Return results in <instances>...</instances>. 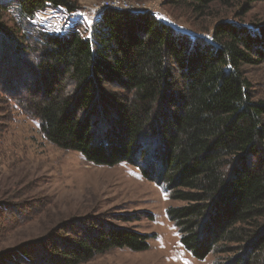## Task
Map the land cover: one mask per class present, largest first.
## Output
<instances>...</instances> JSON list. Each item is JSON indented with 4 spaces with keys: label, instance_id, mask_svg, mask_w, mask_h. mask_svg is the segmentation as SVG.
<instances>
[{
    "label": "trees",
    "instance_id": "1",
    "mask_svg": "<svg viewBox=\"0 0 264 264\" xmlns=\"http://www.w3.org/2000/svg\"><path fill=\"white\" fill-rule=\"evenodd\" d=\"M227 2L167 0L200 15ZM48 8L76 7L0 0L16 21V36L0 22V46L38 48L33 79L17 90L42 136L94 166H135L182 203L166 215L195 259L228 252L227 264H264V98L245 72L264 64V24L219 21L209 41L191 42L150 13L104 9L85 33L55 35L31 22ZM68 224L40 260L23 245L0 253V264H84L111 249L149 247L147 235L97 218L58 229Z\"/></svg>",
    "mask_w": 264,
    "mask_h": 264
},
{
    "label": "rangeland",
    "instance_id": "2",
    "mask_svg": "<svg viewBox=\"0 0 264 264\" xmlns=\"http://www.w3.org/2000/svg\"><path fill=\"white\" fill-rule=\"evenodd\" d=\"M69 1L76 7L74 12L48 8L38 13L32 24L55 35L70 28H79L83 34L102 12L98 10L101 5L108 2ZM137 2L142 4V13L152 14L191 42L195 38L209 41L219 21L264 24V0L216 3L202 15L187 5H170L167 0ZM242 6L247 13L243 14ZM13 14V9L0 12V22L15 35ZM19 44L14 47L5 40L0 46V253L28 245L38 259L51 251L60 234L69 231L70 224L65 225L66 231L59 230L62 224L77 226V221L97 218L147 235L149 247L140 252L111 249L84 264H227L233 253L212 252L197 260L182 247L178 229L166 215L168 208L182 203L144 179L137 167L126 163L94 166L76 152L53 147L42 136L38 121L22 109L25 89L17 90L20 82L31 83L38 48L32 42L26 43V49L24 42ZM245 72L258 98H264V64L246 67ZM4 262L36 264L33 258L21 257Z\"/></svg>",
    "mask_w": 264,
    "mask_h": 264
},
{
    "label": "built area",
    "instance_id": "3",
    "mask_svg": "<svg viewBox=\"0 0 264 264\" xmlns=\"http://www.w3.org/2000/svg\"><path fill=\"white\" fill-rule=\"evenodd\" d=\"M140 3L130 2L128 0H108L105 4L101 5L100 11L104 9H112L118 11H125L133 14H138L144 12L143 8H140Z\"/></svg>",
    "mask_w": 264,
    "mask_h": 264
}]
</instances>
